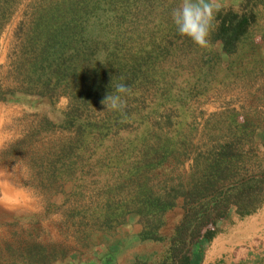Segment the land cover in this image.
Returning <instances> with one entry per match:
<instances>
[{
  "label": "rangeland",
  "instance_id": "374dc122",
  "mask_svg": "<svg viewBox=\"0 0 264 264\" xmlns=\"http://www.w3.org/2000/svg\"><path fill=\"white\" fill-rule=\"evenodd\" d=\"M29 1H20L0 33V89L12 88L15 82L12 50L19 41L17 24L25 18ZM157 1L162 3L157 14L140 17L139 7L126 14L129 23L135 19L146 29L145 37L139 39L142 48L147 32L149 41L166 48L153 64L158 85L146 81L135 94L139 115L146 116L138 144L159 133L173 138L179 133L186 135L191 148L203 147L209 145L210 133L226 130L233 115L237 121L252 119L254 140L242 147L252 160L264 158V0H215L214 17L228 10L254 15L248 35L236 50L219 58L214 43L210 49L175 48L181 46L182 37L170 30V11L180 0ZM216 22L215 18L214 26ZM163 84L192 88L182 100L174 90V102L180 103L168 100L158 108L153 102ZM151 106L158 108L157 114H148ZM68 109L63 95L29 97L27 104L0 101V264H157L167 255V237L180 207L166 212L157 240L138 238L140 224L134 213L104 226V201L108 197L118 201L108 191L123 177L120 174L131 152L126 159L116 150L101 148L97 154L90 143L73 156L66 171L59 169L62 151L74 139L75 130L61 128L55 119ZM77 113L84 121H95L101 119L103 109L82 107ZM125 128L114 132L123 134ZM189 163L187 159L183 168ZM218 228L204 247L194 249L191 264H264V204L241 217L230 209ZM255 228L256 233L248 234ZM221 243L230 251L212 258L211 251Z\"/></svg>",
  "mask_w": 264,
  "mask_h": 264
},
{
  "label": "trees",
  "instance_id": "16d2710c",
  "mask_svg": "<svg viewBox=\"0 0 264 264\" xmlns=\"http://www.w3.org/2000/svg\"><path fill=\"white\" fill-rule=\"evenodd\" d=\"M20 1L0 0V33ZM160 5L156 0H30L25 18L16 27L19 41L12 50L15 82L12 88L0 89V101L27 104L29 97L53 94L67 98L69 109L55 119L61 128L75 130L59 160L63 171L90 143L97 154L101 148L116 150L126 159L131 152L129 164L120 174L123 177L108 191L118 201L105 199L102 224L110 226L120 216L134 213L140 224L138 238L157 240L164 215L178 205L181 214L167 237V255L157 264H191L194 249L211 240L230 209L241 217L264 204V158L252 160L249 150L242 147L254 140L252 119L237 121L233 115L228 118L227 132L210 133V143L203 147L191 148L186 135L179 133L174 138L147 133L150 139L138 144L146 116L139 115L135 94L146 81L158 85L153 64L166 48L149 41V32L142 48L139 39L145 37L146 29L135 19L129 23L126 14L132 7H139L136 13L140 17L157 14ZM215 18L211 43L218 44V49L214 54L216 58L221 53L230 56L248 35L254 15L228 10L216 13ZM170 30L177 32L173 24ZM180 45L175 48L191 51L195 44L182 37ZM120 83L132 89L124 115L106 110L101 103ZM162 86L165 88L153 102L156 107L168 100L180 103L174 102L177 99L172 94L177 92L182 100L192 88ZM94 106L103 109L101 119L79 117V109ZM157 109L151 106L148 114H157ZM123 126L124 133L117 136L115 129ZM187 159L190 163L184 169Z\"/></svg>",
  "mask_w": 264,
  "mask_h": 264
},
{
  "label": "clouds",
  "instance_id": "9594fccd",
  "mask_svg": "<svg viewBox=\"0 0 264 264\" xmlns=\"http://www.w3.org/2000/svg\"><path fill=\"white\" fill-rule=\"evenodd\" d=\"M215 0H180L170 11V17L178 34L187 37L201 49L211 48V35L214 31ZM132 89L125 83L117 84L101 103L106 110L126 114L127 98Z\"/></svg>",
  "mask_w": 264,
  "mask_h": 264
},
{
  "label": "crops",
  "instance_id": "0c3cea01",
  "mask_svg": "<svg viewBox=\"0 0 264 264\" xmlns=\"http://www.w3.org/2000/svg\"><path fill=\"white\" fill-rule=\"evenodd\" d=\"M251 233H256V228H255L254 231H249V232H248V234H251ZM248 234L246 233L244 236H247ZM229 251H230V247H228V246H226L225 244H222V243H221V244L219 245L218 248L215 247V248L213 249V251H211L212 254H213L211 257H212V258H213V256H214V257H217V256L220 255L221 252H225V253H227V252H229ZM208 258H209V257H208Z\"/></svg>",
  "mask_w": 264,
  "mask_h": 264
}]
</instances>
